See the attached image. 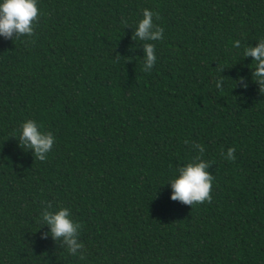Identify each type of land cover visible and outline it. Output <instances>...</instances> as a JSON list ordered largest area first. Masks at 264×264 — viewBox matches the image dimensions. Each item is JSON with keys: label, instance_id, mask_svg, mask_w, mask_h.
Wrapping results in <instances>:
<instances>
[{"label": "trees", "instance_id": "16d2710c", "mask_svg": "<svg viewBox=\"0 0 264 264\" xmlns=\"http://www.w3.org/2000/svg\"><path fill=\"white\" fill-rule=\"evenodd\" d=\"M37 8L31 36H0V264H264V86L244 55L264 40V0ZM144 9L159 41L135 36ZM25 120L54 137L43 161L20 140ZM197 158L210 199H170ZM60 208L73 252L43 219Z\"/></svg>", "mask_w": 264, "mask_h": 264}, {"label": "clouds", "instance_id": "9594fccd", "mask_svg": "<svg viewBox=\"0 0 264 264\" xmlns=\"http://www.w3.org/2000/svg\"><path fill=\"white\" fill-rule=\"evenodd\" d=\"M155 13L144 9L142 19L137 22L135 36L142 41H159L162 38L163 29L154 25L153 16ZM38 18L37 0H0V36L5 38L13 36H31L33 25ZM239 41L233 42V47H238ZM143 70L150 71L156 62L154 55L155 48L152 43L144 44ZM245 56H251L255 62L253 77L264 86V40H260L254 47L244 50ZM219 88V84H217ZM264 90V87H262ZM20 140L25 147H30L35 157L43 161L47 153L51 150L54 137L51 132L41 130V127L33 120H25L20 125ZM203 152V147L194 145ZM234 149L228 148L225 156L228 160H233ZM209 163L197 158L193 162L177 168L170 183V199L178 200L184 204L204 202L210 199L212 185V175L206 171ZM43 219L50 228L53 237H64L65 242L70 246L69 251L73 252L81 247L75 241L74 233L76 227L69 219V212L66 208H60L55 213L45 212Z\"/></svg>", "mask_w": 264, "mask_h": 264}]
</instances>
